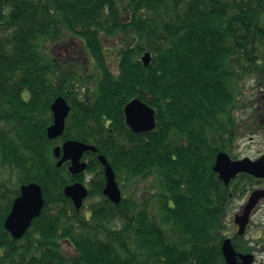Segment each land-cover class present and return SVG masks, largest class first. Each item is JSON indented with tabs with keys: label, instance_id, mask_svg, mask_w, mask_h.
Masks as SVG:
<instances>
[{
	"label": "trees",
	"instance_id": "16d2710c",
	"mask_svg": "<svg viewBox=\"0 0 264 264\" xmlns=\"http://www.w3.org/2000/svg\"><path fill=\"white\" fill-rule=\"evenodd\" d=\"M67 39L83 43L93 83L79 62L53 53ZM106 42L116 43L115 70ZM57 97L70 112L50 140ZM135 98L155 110L154 130L126 125ZM258 131L264 0H0V264H226L227 238L252 253L227 233L228 209L264 179L240 174L225 186L213 167L218 153L237 159L238 141ZM71 140L96 149L76 175L55 158ZM98 156L115 174L117 205L103 194ZM76 182L88 189L79 209L64 194ZM29 183L44 205L14 239L4 222ZM141 185L147 196H137Z\"/></svg>",
	"mask_w": 264,
	"mask_h": 264
},
{
	"label": "water",
	"instance_id": "95a60500",
	"mask_svg": "<svg viewBox=\"0 0 264 264\" xmlns=\"http://www.w3.org/2000/svg\"><path fill=\"white\" fill-rule=\"evenodd\" d=\"M143 65L146 67L151 61V55L145 53L141 57ZM53 123L47 128V137L54 140L62 135L64 123L70 112V106L64 98L57 97L50 106ZM125 121L127 126L134 133L152 131L156 127L155 111L139 99L131 100L124 108ZM95 152L93 146L84 145L76 141H67L62 146L56 147L55 157L58 158L57 167L65 162H70L68 171L72 175L79 174L87 167V163L81 161L84 152ZM99 162L104 167L106 196L113 204H119L122 197L119 186L115 180V174L105 158L98 156ZM213 171L218 174L219 179L228 186L229 182L238 174L244 173L255 178L264 179V155L256 160L243 158L232 160L228 154L218 153L215 160ZM65 196L69 197L75 208L82 206L83 200L87 197V189L79 182L67 185L64 188ZM264 198V189H256L251 192L241 212L234 217V224L237 226V234L242 236L249 223L252 211L258 202ZM44 205L41 187L36 183H29L21 186L20 195L16 198L5 219L4 227L14 239H20L30 227L33 219L37 218ZM222 255L226 264H252L254 256L251 254L237 253L232 246L231 240L225 239L221 245Z\"/></svg>",
	"mask_w": 264,
	"mask_h": 264
},
{
	"label": "rangeland",
	"instance_id": "374dc122",
	"mask_svg": "<svg viewBox=\"0 0 264 264\" xmlns=\"http://www.w3.org/2000/svg\"><path fill=\"white\" fill-rule=\"evenodd\" d=\"M116 45V43L114 44ZM114 45L110 42H106V53L107 59L111 64V68L115 70V52ZM53 53L58 56L61 60L69 59L79 62L84 69L78 68V73L80 75L89 78L90 82L93 83V78L96 76V71L94 68L93 61L90 59L85 49L83 48V43L79 39H67L65 42L56 45L53 48ZM249 114V111L245 112L243 116ZM264 155V131H258L253 134H247L238 141L236 156L237 160L243 158H249L251 160H256ZM255 188H259L256 187ZM147 187L141 185L137 192V196H147ZM246 198L235 199L232 201L228 209L227 216V233L232 234L236 232L237 228L233 223L234 216L241 212L242 206L245 204ZM245 240L251 245L257 247L255 263L254 264H264V201L259 204L255 211L252 212L249 224L246 228ZM258 239H263L262 244L256 243ZM63 250L71 254L72 249L68 244L63 243Z\"/></svg>",
	"mask_w": 264,
	"mask_h": 264
},
{
	"label": "flooded vegetation",
	"instance_id": "af4514ba",
	"mask_svg": "<svg viewBox=\"0 0 264 264\" xmlns=\"http://www.w3.org/2000/svg\"><path fill=\"white\" fill-rule=\"evenodd\" d=\"M81 184H82V183H81ZM83 185H84V184H83ZM84 186H85V185H84ZM85 187H86V186H85ZM263 201H264V199L261 200L259 204H261ZM248 244H249V243H248ZM249 245H250V244H249ZM256 251H257V247L253 248V254H254V255H255Z\"/></svg>",
	"mask_w": 264,
	"mask_h": 264
}]
</instances>
